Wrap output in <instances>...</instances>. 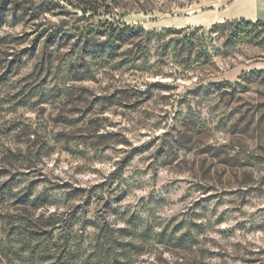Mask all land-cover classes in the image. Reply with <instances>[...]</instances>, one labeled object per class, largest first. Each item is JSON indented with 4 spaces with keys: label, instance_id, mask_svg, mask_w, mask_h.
I'll return each mask as SVG.
<instances>
[{
    "label": "rangeland",
    "instance_id": "1",
    "mask_svg": "<svg viewBox=\"0 0 264 264\" xmlns=\"http://www.w3.org/2000/svg\"><path fill=\"white\" fill-rule=\"evenodd\" d=\"M188 1L0 0V264H264V29Z\"/></svg>",
    "mask_w": 264,
    "mask_h": 264
},
{
    "label": "crops",
    "instance_id": "2",
    "mask_svg": "<svg viewBox=\"0 0 264 264\" xmlns=\"http://www.w3.org/2000/svg\"><path fill=\"white\" fill-rule=\"evenodd\" d=\"M181 16L169 19L167 27L202 26L244 18L264 22V0H196Z\"/></svg>",
    "mask_w": 264,
    "mask_h": 264
},
{
    "label": "trees",
    "instance_id": "3",
    "mask_svg": "<svg viewBox=\"0 0 264 264\" xmlns=\"http://www.w3.org/2000/svg\"><path fill=\"white\" fill-rule=\"evenodd\" d=\"M194 1L196 0H189L187 4L185 5H181L179 7L181 8H186L188 7L190 4H192ZM189 27H193V26H186V27H181V28H173V27H164L163 30L167 31V32H176V33H180L182 32L185 28H189ZM195 28H203L202 26H194ZM256 28L259 29H264V22L262 21H251V20H246L244 18H240V19H233V20H225L223 22H219V23H215L212 24L209 27V31H216L217 29H221V30H228V36L232 37V38H238V37H242V36H249L250 33L255 30ZM120 32V31H119ZM121 34V33H120ZM191 34L188 35H184L187 37H184L185 39L188 38V36L190 37ZM48 38H53V40H55L54 36L48 35Z\"/></svg>",
    "mask_w": 264,
    "mask_h": 264
}]
</instances>
